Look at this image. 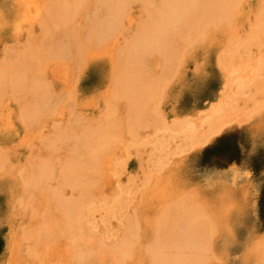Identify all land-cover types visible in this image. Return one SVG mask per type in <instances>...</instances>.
I'll use <instances>...</instances> for the list:
<instances>
[{
    "label": "bare ground",
    "instance_id": "obj_1",
    "mask_svg": "<svg viewBox=\"0 0 264 264\" xmlns=\"http://www.w3.org/2000/svg\"><path fill=\"white\" fill-rule=\"evenodd\" d=\"M239 3L36 0L38 33L27 32L20 44L5 47V60L0 63V144L14 145L21 133L33 132L41 140L36 153L30 154L33 158L49 160L57 153L55 158L63 155L60 163L43 164L30 180L41 195L51 193L55 200L65 194L70 197L59 201L68 226L69 264H170L169 257L175 258L171 264H200L199 260L202 264L205 256L239 249L258 258L257 264H264V238L244 237L250 233L249 221L244 222L246 213L235 202L225 208V196L218 198L219 209L223 219L230 220L219 226L215 219L205 217L203 208L189 205L191 199L183 187L174 192L162 216L151 218L155 197L162 199L185 181H180L182 171L177 169L148 183L144 172L149 160L140 145L132 143L133 139L137 142L138 128L159 123L157 101L175 88L187 92L184 90L193 75L184 71V64L189 59L195 61L197 52L227 47L228 37H234L235 32L238 35L244 22L257 29H249L248 38H244L249 41H243L241 53L238 50L232 59L264 44L263 9L253 17L242 16L236 14ZM149 58L162 65L158 76L144 67ZM88 67L97 73L96 86H102L103 91L82 92L80 98L79 79ZM69 80L70 90L66 88ZM256 83L254 91L264 92V84L259 87ZM257 102L258 109L261 102L259 107ZM99 108L101 117L94 112ZM256 108L254 115L259 113ZM63 119L68 120L63 127L51 122ZM219 120L213 117L207 128H215ZM128 133L134 136L132 142L124 140ZM14 150H0V167L4 157L21 153ZM131 161L137 162V170L129 169ZM115 167L120 172L128 169L132 183L139 175L141 183L134 209L126 212V200L120 197L111 212L107 211L122 219L124 230L112 243H106L102 236L89 232L86 219L100 201L109 199L110 172ZM27 253L31 258V251Z\"/></svg>",
    "mask_w": 264,
    "mask_h": 264
},
{
    "label": "rangeland",
    "instance_id": "obj_2",
    "mask_svg": "<svg viewBox=\"0 0 264 264\" xmlns=\"http://www.w3.org/2000/svg\"><path fill=\"white\" fill-rule=\"evenodd\" d=\"M35 7L36 0H0V63L5 60L7 45L20 44L27 32H32L33 36L38 33ZM261 10L264 12V0H240L236 14L253 17ZM244 23L238 35L235 32L231 35L234 37H228L227 47L206 48L196 53L195 61L189 59L184 64V71L192 74L193 79L186 85L184 91L187 92L182 94L175 88L159 100L161 102L157 101L155 113L159 115V123L138 128L136 135L141 138H136L137 142L134 139L130 141L134 136H129V133L124 140L137 143L144 150V156L149 160V167L144 172V176H148V183L166 174L171 175L172 170L182 171L180 181L185 182L172 188L162 199L155 197L149 211L151 218L162 216L172 203L174 192L183 187L188 199H191L189 205L203 208L205 217H211V221L215 219L217 226L230 220V217L223 219L221 216L218 198L225 196V208L234 202L238 204L246 213L244 222L249 221L250 233L244 237L260 241L264 238V109H261L264 105V88L259 93L254 91L253 86L256 81H259L256 83L258 86L263 87L264 84V44L260 48H250L243 58L232 59L238 50L241 53V44L249 41L244 40L248 38L249 29H257L256 25L250 28L247 22ZM153 60H146L144 67L158 76L162 72V65ZM96 75L88 67L85 76L79 79L80 98L82 92L93 94L98 89V93L103 91L102 86H96ZM66 88H72L70 80ZM254 92L258 93L253 99L251 94ZM249 96L252 97L251 101ZM252 101L254 104L260 101L256 105L261 107L258 105L257 109ZM254 107L255 113L259 112L257 115H254ZM94 112L101 117L100 108ZM215 116L220 120L215 128L208 129L207 122ZM67 121L51 122L63 127ZM40 142L35 133L29 132L21 133L14 145L0 144L1 151L13 148L15 153L16 150L21 151L14 156L9 154L4 157L2 171L0 167V264H69L68 226H65L67 221L59 208V201L70 197L65 194L55 200V197H50L51 193L41 195L30 180V176L38 173L43 164L60 163L63 155L55 158L57 153L53 157L55 159L49 160L33 158L30 154L36 153ZM128 167L137 170V162L131 161ZM110 175L109 199L104 202L98 199L100 203L86 219L89 232L102 236L106 243H112L124 230L122 219L116 214V217L111 215L113 213L107 214V211L112 210L114 202L120 197L126 200V212L134 209L141 183L139 175L136 183L130 181L128 169L120 172L115 167ZM240 250L205 256L206 260L203 258V261L206 263L204 261L202 264H257L258 258L248 257L244 250ZM27 251H31L32 259ZM168 259L170 264L175 261L174 257Z\"/></svg>",
    "mask_w": 264,
    "mask_h": 264
}]
</instances>
